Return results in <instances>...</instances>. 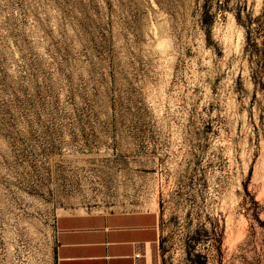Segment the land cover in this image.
I'll return each mask as SVG.
<instances>
[{
    "label": "rangeland",
    "instance_id": "obj_1",
    "mask_svg": "<svg viewBox=\"0 0 264 264\" xmlns=\"http://www.w3.org/2000/svg\"><path fill=\"white\" fill-rule=\"evenodd\" d=\"M125 213L149 261L264 264V0H0V264Z\"/></svg>",
    "mask_w": 264,
    "mask_h": 264
},
{
    "label": "crops",
    "instance_id": "obj_2",
    "mask_svg": "<svg viewBox=\"0 0 264 264\" xmlns=\"http://www.w3.org/2000/svg\"><path fill=\"white\" fill-rule=\"evenodd\" d=\"M158 244L157 220L140 213L65 214L55 224V264H161L146 258Z\"/></svg>",
    "mask_w": 264,
    "mask_h": 264
},
{
    "label": "built area",
    "instance_id": "obj_3",
    "mask_svg": "<svg viewBox=\"0 0 264 264\" xmlns=\"http://www.w3.org/2000/svg\"><path fill=\"white\" fill-rule=\"evenodd\" d=\"M141 258H143V255L140 254V253H137V254H136V259H141Z\"/></svg>",
    "mask_w": 264,
    "mask_h": 264
}]
</instances>
